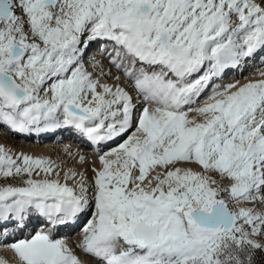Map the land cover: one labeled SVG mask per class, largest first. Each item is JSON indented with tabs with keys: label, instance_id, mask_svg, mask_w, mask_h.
<instances>
[{
	"label": "snow or ice",
	"instance_id": "obj_1",
	"mask_svg": "<svg viewBox=\"0 0 264 264\" xmlns=\"http://www.w3.org/2000/svg\"><path fill=\"white\" fill-rule=\"evenodd\" d=\"M59 132L0 142V264H264V0H0V137Z\"/></svg>",
	"mask_w": 264,
	"mask_h": 264
},
{
	"label": "bare ground",
	"instance_id": "obj_2",
	"mask_svg": "<svg viewBox=\"0 0 264 264\" xmlns=\"http://www.w3.org/2000/svg\"><path fill=\"white\" fill-rule=\"evenodd\" d=\"M249 73V69L247 68L246 71L244 72V76H248L249 78H258V77H253ZM234 78H228L226 77V81L231 82ZM235 79H241V81L243 82V77L240 74H237V76L235 77ZM9 136L13 137L15 140L17 139V142L19 141L20 143H17L15 141H9V140H3L0 137V142L5 143L8 146H11L13 148H15L16 150H23L25 152L31 153V154H44V155H52L55 156L59 153H62L63 148L68 145L70 146L73 150L77 149V148H81L83 149V151L90 157L91 159H94V156L91 152V150H85L82 147H79V145L77 144V138L78 137H73L72 134L67 135V140H65L63 137H58V138H51V137H42L39 138L37 140V138H26L23 136H17V135H12V134H8ZM74 138V140H73ZM13 139V140H14ZM77 167H79L77 165ZM89 175H91V173H89ZM61 235L66 236L70 242L75 241L79 238V230H78V234L73 236L71 233L68 232H63L61 233ZM0 255L5 256L10 258L11 257V253L6 252L2 249H0Z\"/></svg>",
	"mask_w": 264,
	"mask_h": 264
},
{
	"label": "rangeland",
	"instance_id": "obj_3",
	"mask_svg": "<svg viewBox=\"0 0 264 264\" xmlns=\"http://www.w3.org/2000/svg\"><path fill=\"white\" fill-rule=\"evenodd\" d=\"M3 140H9V141H15V142H17V139L15 140L13 137H11V136H9L8 134L7 135H4V136H2L1 137ZM14 139V140H13ZM17 143H20L19 141L17 142ZM73 236H75V235H73Z\"/></svg>",
	"mask_w": 264,
	"mask_h": 264
}]
</instances>
